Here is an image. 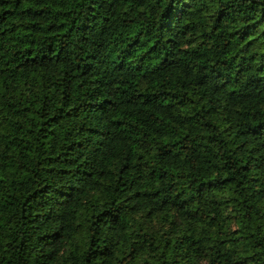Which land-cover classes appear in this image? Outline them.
<instances>
[{"label":"trees","instance_id":"16d2710c","mask_svg":"<svg viewBox=\"0 0 264 264\" xmlns=\"http://www.w3.org/2000/svg\"><path fill=\"white\" fill-rule=\"evenodd\" d=\"M0 264H264V0H0Z\"/></svg>","mask_w":264,"mask_h":264}]
</instances>
